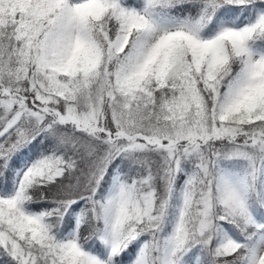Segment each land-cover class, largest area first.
Wrapping results in <instances>:
<instances>
[{"label": "snow or ice", "instance_id": "snow-or-ice-1", "mask_svg": "<svg viewBox=\"0 0 264 264\" xmlns=\"http://www.w3.org/2000/svg\"><path fill=\"white\" fill-rule=\"evenodd\" d=\"M0 264H264V0H0Z\"/></svg>", "mask_w": 264, "mask_h": 264}]
</instances>
